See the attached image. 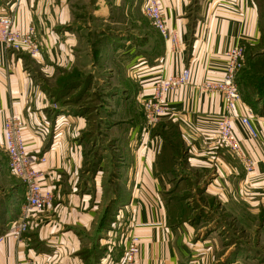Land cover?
I'll return each instance as SVG.
<instances>
[{
  "label": "crops",
  "instance_id": "obj_1",
  "mask_svg": "<svg viewBox=\"0 0 264 264\" xmlns=\"http://www.w3.org/2000/svg\"><path fill=\"white\" fill-rule=\"evenodd\" d=\"M119 1L0 0V13L11 14L22 30L34 27L42 44L39 56L10 52L0 44V144L3 146L6 116L15 114L22 118L27 150L46 158L37 167L44 170V185L55 194L52 210L30 213V227L22 242L6 238L0 244V264L92 262L87 250L92 238L102 236L104 198L112 191V185L106 190L104 160L92 172L82 158V147L68 138L62 139V129L55 131L53 143L43 151L46 142L39 126L48 99L42 84L60 73L85 66L93 55L94 38L103 29L101 23H111L117 17ZM124 1L123 9L129 15L131 2L128 8ZM161 2L167 27L177 34L178 43L174 46L165 41L152 26L161 37V49L154 48L147 56L145 48H136L126 55L125 68L134 66L136 86L132 87V102L125 99L128 103L123 126L117 130L116 180L123 184L118 196L125 206L121 210H129L130 214L121 223L119 238H111L102 264H110L120 256L122 237L128 232L141 237L136 264H189L186 239L181 238L180 228L172 227V205L166 201L173 183V171L167 164L174 156L179 157V149L185 148L189 153L188 170L217 167L216 178L222 182L220 193L224 198L232 202L249 199L257 209L264 208V60L259 62L264 52V14L256 0ZM235 45L243 46L246 62L236 78L242 98L232 112L233 127L244 153L256 162L250 171L218 138L222 95L203 92L195 86L207 79L224 77L225 52ZM183 68H189L191 83L169 93L166 99L171 109L148 132H142L141 100L151 96L160 76ZM242 117L250 119L256 137L241 121ZM49 119L54 125V120ZM65 121L68 123L70 118ZM14 178L19 186L12 185L15 190L9 195L8 209L0 210V233L19 218L24 203L25 187ZM10 183L7 178L4 184ZM101 240L107 241L103 237Z\"/></svg>",
  "mask_w": 264,
  "mask_h": 264
},
{
  "label": "rangeland",
  "instance_id": "obj_2",
  "mask_svg": "<svg viewBox=\"0 0 264 264\" xmlns=\"http://www.w3.org/2000/svg\"><path fill=\"white\" fill-rule=\"evenodd\" d=\"M128 2H131L129 15L128 10L126 15L123 9L125 1L120 0L117 17L112 18L111 23H101L100 36L93 41V55L84 67L60 73L42 84L48 99L39 126V133L46 142L43 151L53 143L55 131L62 129V139L68 138L75 146L82 147V158L92 172L95 165L104 160L102 174L106 190L112 185L103 205L104 211L109 210V219L100 227L101 237L107 241L92 238L87 250V256L92 257L91 264H102L101 259L107 256L112 244L111 238H119L121 223L130 214L129 210H121L125 206L116 199L123 191V184L116 180L119 176L117 130L123 126L128 103L125 99L132 102V87L136 86L134 66L127 69L125 62L136 48H145L149 56L154 48L162 46L161 37L142 12L144 1L126 0L129 8ZM256 2L264 14V0ZM121 31L125 33L120 34ZM152 46V50H148ZM262 54L259 62L264 60V52ZM49 118L54 120V125ZM66 118H70L68 123ZM176 154L178 159L174 156L167 164L173 171V183L166 201L172 205V227L180 228L181 238L186 239L188 263L264 264V208L257 209L249 199L227 200L220 193L222 182L216 178L215 165L188 170L187 150L179 149ZM7 178L10 186L4 184ZM14 184L19 186L7 169V157L0 144V210L8 209L7 201L15 190Z\"/></svg>",
  "mask_w": 264,
  "mask_h": 264
},
{
  "label": "built area",
  "instance_id": "obj_3",
  "mask_svg": "<svg viewBox=\"0 0 264 264\" xmlns=\"http://www.w3.org/2000/svg\"><path fill=\"white\" fill-rule=\"evenodd\" d=\"M142 12L160 36L172 45L178 43L177 34L170 32L162 11L161 0H145ZM0 44L10 52L39 56L42 44L35 28L20 29L9 13H0ZM227 64L224 77L220 80L207 79L195 86L203 92H218L223 98V113L217 122L219 140L241 161L247 171L254 168L256 162L243 151L233 127L232 114L242 96L237 85V74L244 67L246 55L243 46L235 45L225 52ZM191 83L189 68H183L169 76H160L154 83L151 96L140 102L144 121L140 127L142 132H148L157 124L161 117L171 109L167 95ZM241 121L247 126L253 137L257 132L248 117ZM25 121L15 114L6 116L3 124V148L7 157V169L17 177L25 187L24 203L19 218L10 227L0 233V244L6 238L22 242L24 234L30 227L29 215L32 212H46L54 207L55 194L53 189L44 185L45 172L38 168L44 164V156H36L28 152L24 139ZM122 252L110 264H136V258L141 250V237L135 232H128L122 237Z\"/></svg>",
  "mask_w": 264,
  "mask_h": 264
},
{
  "label": "trees",
  "instance_id": "obj_4",
  "mask_svg": "<svg viewBox=\"0 0 264 264\" xmlns=\"http://www.w3.org/2000/svg\"><path fill=\"white\" fill-rule=\"evenodd\" d=\"M118 200H120V202L123 201V199H121V198H118ZM116 201H117V200H116ZM108 211H109V210H106V211H105V214H104V216H103V220H102V222H105L106 220L109 219V213H108Z\"/></svg>",
  "mask_w": 264,
  "mask_h": 264
}]
</instances>
